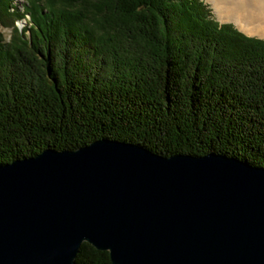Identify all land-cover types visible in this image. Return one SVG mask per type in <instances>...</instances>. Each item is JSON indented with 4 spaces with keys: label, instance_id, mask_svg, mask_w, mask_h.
Segmentation results:
<instances>
[{
    "label": "trees",
    "instance_id": "16d2710c",
    "mask_svg": "<svg viewBox=\"0 0 264 264\" xmlns=\"http://www.w3.org/2000/svg\"><path fill=\"white\" fill-rule=\"evenodd\" d=\"M13 2L0 0V166L109 139L264 168V39L204 0ZM75 263L112 264L87 243Z\"/></svg>",
    "mask_w": 264,
    "mask_h": 264
},
{
    "label": "water",
    "instance_id": "95a60500",
    "mask_svg": "<svg viewBox=\"0 0 264 264\" xmlns=\"http://www.w3.org/2000/svg\"><path fill=\"white\" fill-rule=\"evenodd\" d=\"M84 243L112 264H264V168L109 139L0 166V264H76Z\"/></svg>",
    "mask_w": 264,
    "mask_h": 264
},
{
    "label": "bare ground",
    "instance_id": "6f19581e",
    "mask_svg": "<svg viewBox=\"0 0 264 264\" xmlns=\"http://www.w3.org/2000/svg\"><path fill=\"white\" fill-rule=\"evenodd\" d=\"M208 1L221 21L234 22L245 35L264 37V0Z\"/></svg>",
    "mask_w": 264,
    "mask_h": 264
},
{
    "label": "rangeland",
    "instance_id": "374dc122",
    "mask_svg": "<svg viewBox=\"0 0 264 264\" xmlns=\"http://www.w3.org/2000/svg\"><path fill=\"white\" fill-rule=\"evenodd\" d=\"M14 2V5H16L17 7H18V9H22L23 10V8H22V6H23V4H24V2H25V0H13ZM206 1V2H205ZM204 2L205 3H207V5L209 6V9L211 10V12H212V15H213V17H214V19L218 22V20H220L219 19V17H218V15L215 13V9H214V6H213V4L210 2V1H207V0H205ZM27 19H29V17H27ZM226 22V21H225ZM228 22H231V21H228ZM234 22H232V24L231 23H225V24H230V25H232L235 29H238V28H236L237 26L235 25V24H233ZM15 25L18 27V29H24L25 27H28V25H26V20H22V21H17L16 23H15ZM239 30V29H238ZM240 31V30H239ZM3 35H4V38H5V40L8 42L9 40H10V38H11V30L10 29H3L2 30V32H1ZM241 33H242V31H241ZM244 35H245V33H243ZM246 36H247V34H246ZM249 37H251L250 35H249ZM255 38H257L256 36H254ZM259 37V36H258ZM259 39H264V37H262V38H259Z\"/></svg>",
    "mask_w": 264,
    "mask_h": 264
},
{
    "label": "crops",
    "instance_id": "0c3cea01",
    "mask_svg": "<svg viewBox=\"0 0 264 264\" xmlns=\"http://www.w3.org/2000/svg\"><path fill=\"white\" fill-rule=\"evenodd\" d=\"M205 1V0H204ZM208 1V0H207ZM206 2V1H205ZM207 4V3H206ZM218 22L220 23V24H225V23H231L232 24V22H228V21H226V22H224V21H221V20H218ZM234 24V23H233ZM237 28V27H236ZM247 36H249V35H247ZM251 37H254V36H251ZM257 38H262V37H258V36H256Z\"/></svg>",
    "mask_w": 264,
    "mask_h": 264
}]
</instances>
